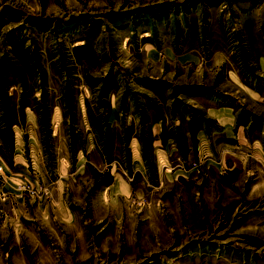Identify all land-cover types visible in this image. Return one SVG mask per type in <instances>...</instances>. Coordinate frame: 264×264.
<instances>
[{"label": "rangeland", "instance_id": "374dc122", "mask_svg": "<svg viewBox=\"0 0 264 264\" xmlns=\"http://www.w3.org/2000/svg\"><path fill=\"white\" fill-rule=\"evenodd\" d=\"M256 38L264 0H0V89H59L69 134L75 105L83 132L93 109L113 160L75 191L0 190V264H264V176L170 172L200 169L184 135L203 150L194 126L212 127L204 105L229 75L256 72ZM141 165L144 183L116 193L114 170L132 183Z\"/></svg>", "mask_w": 264, "mask_h": 264}, {"label": "crops", "instance_id": "0c3cea01", "mask_svg": "<svg viewBox=\"0 0 264 264\" xmlns=\"http://www.w3.org/2000/svg\"><path fill=\"white\" fill-rule=\"evenodd\" d=\"M251 45L250 62L256 72L250 76L229 75L226 88L220 91L226 100L213 99L204 105V117L211 121L212 127L198 123L194 126L196 143L203 150L193 153L188 149V143H195L188 133L184 135L185 151L181 154L186 165L199 159L200 169H171L173 181L184 184L203 176L221 178L225 172L238 169L246 174L255 170L264 176V42L256 38ZM35 80L42 82L43 77L37 75ZM58 91L55 88L48 92L44 84L23 88L14 84L0 89V190L11 193L18 185L26 184L34 191L42 186L51 193L75 191L74 185L90 179L93 168L101 170L113 164V160L106 159L107 149H101L103 131L97 126L99 119H94L93 109L87 111L88 128L83 132L79 126L83 118L81 108L75 105L77 114L69 113L73 122L69 124L70 134L66 132L64 95ZM243 110L247 114L241 115ZM93 122L97 129L94 139ZM213 144L221 145L211 151L217 161L207 157L209 153L203 146ZM234 147L238 151L233 152ZM131 160L132 163L136 160L133 154ZM137 161L140 162L139 158ZM142 167L143 171L137 169L132 176V183L121 170H114L112 185L116 193L127 194L131 186L143 184L146 166ZM115 168L118 167L114 165ZM258 190L264 191V186Z\"/></svg>", "mask_w": 264, "mask_h": 264}, {"label": "built area", "instance_id": "2783aa9c", "mask_svg": "<svg viewBox=\"0 0 264 264\" xmlns=\"http://www.w3.org/2000/svg\"><path fill=\"white\" fill-rule=\"evenodd\" d=\"M25 188L31 190L32 193H35V191H33L32 189H30V187L28 185H26V184H23V185H20V186L17 187V189H19V190H23Z\"/></svg>", "mask_w": 264, "mask_h": 264}, {"label": "bare ground", "instance_id": "6f19581e", "mask_svg": "<svg viewBox=\"0 0 264 264\" xmlns=\"http://www.w3.org/2000/svg\"><path fill=\"white\" fill-rule=\"evenodd\" d=\"M143 36H145V35H143Z\"/></svg>", "mask_w": 264, "mask_h": 264}]
</instances>
